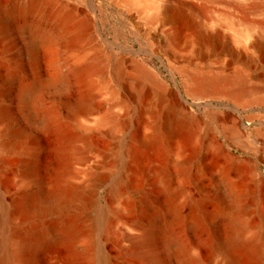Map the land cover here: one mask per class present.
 Returning a JSON list of instances; mask_svg holds the SVG:
<instances>
[{"label":"bare ground","instance_id":"1","mask_svg":"<svg viewBox=\"0 0 264 264\" xmlns=\"http://www.w3.org/2000/svg\"><path fill=\"white\" fill-rule=\"evenodd\" d=\"M112 1L148 30L149 55L158 52L157 38L163 39L166 50L158 55L163 62L186 50L194 60L215 63L232 55L246 66L169 67L184 77L194 100L188 103L182 95V102L173 97L157 68L134 58L115 60L116 104L128 111L132 95L144 116L133 132L102 146L97 138L108 131L100 124L119 129L128 118L88 101L66 102L64 111L51 95L68 91L66 73L47 79L38 66L28 76L22 65L24 56L37 63L42 49L56 55L64 43L73 51L68 71L91 85L88 78L110 60L101 50L91 53L83 46L98 30L94 1L86 0L87 13L79 6L82 0H0V264H48L51 248L63 251L51 258L54 264H264V174L224 151L205 130L187 134L192 126L201 132V117L189 108L194 104L216 102L233 112L249 104L264 107V85L253 84L264 82V0ZM234 26L243 29L230 35ZM12 32L22 44L10 40ZM234 42H242V48ZM111 79L106 88L113 91ZM97 111L101 116L91 117ZM240 124L235 119L222 131L249 149ZM255 130L264 134V123ZM48 136L55 138L51 149L57 158L49 174L40 160ZM189 145H200L191 157L186 156ZM205 175L213 178L211 191L190 194L183 182L202 181ZM248 212L261 219L251 233L245 227L257 223L251 224ZM219 218L233 230L210 241L205 258L199 253L200 229Z\"/></svg>","mask_w":264,"mask_h":264},{"label":"rangeland","instance_id":"2","mask_svg":"<svg viewBox=\"0 0 264 264\" xmlns=\"http://www.w3.org/2000/svg\"><path fill=\"white\" fill-rule=\"evenodd\" d=\"M82 1H84V3L79 5L80 8L86 11L87 13H91V9L87 8L85 4L86 0H82ZM93 1H94L93 2L94 14L92 13V16L94 15L95 17H97L95 24V28L98 29L96 32L97 34L94 40L90 39L88 43L83 44V40H82V44L84 48L89 50V52L91 53L101 50V52H103V54L108 56L110 60L107 63H105V66L103 68H101L96 73L92 74L90 78H88V81H90L91 85L88 84L87 81L82 80L78 76L68 71L67 59L70 58V55L73 51L66 49L64 43L60 44L56 55L47 48L42 49L41 50L42 52L38 56L37 63L29 60L26 56H24L22 60V65L27 70L29 74L28 76H33L36 73L35 70L38 68V66H40L41 69L44 71L43 77L47 79L54 78L56 75H59L61 73L62 74L66 73L69 81L68 91L64 94H62L61 91L58 92L56 91L53 95H51L52 97H54V99L56 98V101L59 102V104L63 107L64 111L66 110V106H65L66 102H70V104H80L81 101H85V102L88 101L102 107L103 112H106V110L107 111L112 110L128 118L129 120L128 124L125 127L118 126L120 127L119 129L117 128V125H113L110 123L100 124V127L101 129H103V131H108V136H100L97 138V140H99L98 143L102 146H107L108 144H114L119 141V137L123 138V136H126L127 134L133 132L139 124V119L142 120L144 116L140 103L136 102L133 99L132 95L128 96L129 99L128 111H125L122 106L116 104V102L118 101L117 98H119V90H118L119 86L117 85L118 84L117 76L114 70L115 60L119 58H124V60L126 59L130 60L134 58L139 61H144L145 64L151 68H157L159 75L163 78L164 81H166V83L172 89L173 97L175 96L174 97L175 99L182 102V99L180 97V95H182L184 99L188 101V103H191L194 100L190 96H188L185 91V88L182 83L184 77L181 75L179 70L174 71L175 73L170 72L169 67L174 65V67H180V68L185 67L187 69H192L198 66L212 64V67L221 66L224 68L236 69L246 66L244 62L242 63L240 60L235 59L232 55L223 56L215 63H209L206 62L205 60L203 61L194 60L192 56L187 53L186 50H184V52L182 51V53L178 57L171 55L172 58L170 59L171 61L166 62L165 60V62H163V60H161V58L158 56L161 53L165 52L166 50L165 49L166 45L161 37H158L156 41L158 52L154 54L155 56L149 55L148 53L149 51H151V46L148 43L149 41L148 39L149 34L147 33L148 30L143 25L140 26L138 24L136 18L130 14L127 8L115 4L112 0H93ZM231 18H237V17L231 16ZM242 29L243 27L234 26V28L228 30V33L230 35H233L235 31H239ZM10 40H16L19 44H22L23 41L17 32H12L10 34ZM242 42L240 43L234 42V43L235 45H238L239 47L242 48V44H241ZM130 48H132L136 53L131 54ZM228 52L231 53L233 51H228ZM212 59H217V56L213 57ZM165 63L166 64L168 63L169 65L168 66L165 65ZM107 79L112 80L111 82L112 84L114 83L113 85L115 87V90L112 91L106 88ZM253 84L259 87V86H263L264 82L258 79L255 80ZM262 94L264 95V91L262 92ZM206 104L207 102H203V105L200 107L195 104L189 107V105L186 104L187 107L195 111V113L201 117L200 118L201 132L199 128H195L196 126L195 127L192 126L191 128L188 129L187 134L194 131H197V133L199 132L204 134V130H205V132L208 134L209 137L212 136L211 138L222 146L224 151L227 150L229 153L231 152V154L242 159L244 164H249V163L255 164L258 173L264 174V134L258 133L257 130H255L258 127H260L261 123H264V107L256 104H252V105L249 104L247 105V107H240L237 112L236 111L233 112L229 110L227 107H225V105L217 104L216 102L212 103V106H208ZM121 108L123 109L122 111ZM97 112H99L100 114ZM97 112H95V114H92L91 117L94 118L100 117L102 113L100 111ZM215 113H217L218 115H216ZM82 117H84L83 114ZM238 118L242 122V127L241 124L239 125V127L241 131L242 130L244 131V132L242 131L243 133H245L244 137L249 141L251 147L249 149L248 148L245 149V147L242 148L234 144L233 142L230 141L229 135L224 134L222 131L224 126L231 125L232 123H234V120ZM50 137L51 136H48L44 139V150L42 151L40 156L42 167L44 168L45 172L48 174L52 173L54 169L57 167V158L51 149L55 138L54 137L50 138ZM200 145H195V147L197 149H200ZM195 147H193V145H189V150L191 152L188 150L189 152H187L186 154L187 157L192 156V150ZM206 152L204 153L205 154L204 157L206 159L207 158L210 159V151H206ZM191 169H192L191 173L196 174V170L194 169L193 166L191 167ZM212 180L213 178L212 177L210 178V175H205V177L202 178V181L201 180L198 181L197 179H191L184 181L183 184L186 187V190L188 189L187 191L189 192L191 191L190 194L197 197L202 189L211 191L210 188L212 189L213 187ZM204 183L206 184L204 185ZM99 191H100L99 192L100 201L104 203L105 198L107 196V191L103 187L100 188ZM210 205L208 204L207 206L208 209H212V206L214 207V205L211 206ZM187 209L190 210L188 205H184L183 211L185 213L189 212L186 211ZM251 214H252L251 212L247 213L248 219L251 221V224L253 225L257 223L258 225L256 224L254 225V227L258 226L257 228H259L260 225L259 221H261V219L258 216L256 215L254 216V214L252 215ZM224 219L225 218H219V220L214 221L212 225L204 226V230L200 229L201 231L203 230L202 232L199 230L200 231L199 233H201L200 235L203 236L201 237V239L203 238L202 240H204L202 242L203 244H200L199 253L202 254V256H204L205 258H208V255L210 254L209 242L210 241L213 242V240H217L219 237L222 238L233 230V227L229 224V222L226 219L225 220ZM252 220H255V223H253L254 221ZM177 224L176 227L178 229H183L182 228L183 223L179 225ZM178 226L179 227L182 226V227L179 228ZM252 227H253L252 225L251 227L247 226L245 227V230L248 228L247 230H249L250 233L253 232L254 229L258 230L256 229V227L255 228ZM190 236H189L190 239L195 238L194 234H190ZM107 249L111 250V246L109 245ZM54 252H56V254ZM58 254L61 256L63 254V251L60 250L59 248H51L48 251V254L46 255L45 258L47 263L54 264V261L51 258L59 256Z\"/></svg>","mask_w":264,"mask_h":264}]
</instances>
